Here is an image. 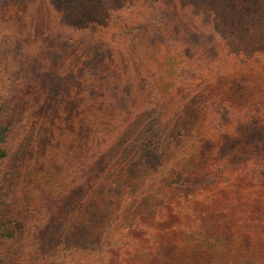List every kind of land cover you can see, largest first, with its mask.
Returning a JSON list of instances; mask_svg holds the SVG:
<instances>
[{
	"label": "trees",
	"instance_id": "obj_1",
	"mask_svg": "<svg viewBox=\"0 0 264 264\" xmlns=\"http://www.w3.org/2000/svg\"><path fill=\"white\" fill-rule=\"evenodd\" d=\"M45 1H0V18L12 17L9 23L0 20V52L4 53L8 66L16 67L13 76L18 81L23 72L27 75L31 70L33 77L48 78L42 85L40 81L22 80L11 88L9 79H4V67L0 66L3 81V84L0 81V110H5L1 119L9 121L6 124L0 120V143H8V154L10 151L8 156L7 150L0 147V155H7L6 159L17 156L18 146L12 131L17 121L14 112H18L20 119L27 117L36 131L40 127L45 129L42 138L30 135L35 141H42L44 146H55L57 142L66 145L69 171L78 186L74 189L77 196L70 205L72 212L88 209L90 198L97 207L91 206L84 215L86 219L90 215L89 224L82 217L80 225L74 222L71 234L57 208L52 215L57 218V228L53 227L56 232L48 235L50 242L42 245L39 242L44 241L33 240L34 253L30 252V258L25 257L24 261L46 264L56 240H62L67 248L60 249L58 257L50 258L53 264L66 263L67 251L73 264H221L215 261L217 258L201 256L198 249H191L185 240L181 241L178 229L165 230L168 221L175 217L173 214L163 218L164 215L156 214L160 210L157 207H147L150 211L141 213L136 211L137 202H134L132 216L123 213L121 218L124 208L114 204L117 200L111 199L108 203V199L102 205L110 209L106 217L98 202L102 194L108 195L106 180L118 176L117 165L121 168L122 164L128 176L122 180L121 175L119 183L127 182L130 173L141 174L144 170L158 181L156 190L170 186L171 175L179 177L173 187L178 194L188 195L204 188L200 187L203 180L198 171L179 166L180 162L185 163L180 161L187 154L184 148L197 153L199 143L195 144V138L200 131H194L195 106V111L184 113L178 101L171 99L175 96L174 89L201 95L209 102L207 109L232 115L243 110L248 122L239 124L242 132L248 128L264 129V68L241 69L238 64L235 67L229 64L226 50L219 51L218 46L220 42L225 43L227 34L253 27L254 12L261 1L66 0L61 7L67 8L63 12L54 11L53 5H46ZM241 5L246 7L239 8ZM247 8L248 14L228 16L233 9L235 14H244ZM223 11L228 24L218 17ZM12 41L24 46L25 55L12 56L11 51H5V47L13 46ZM27 57H36L40 66H31ZM19 59L24 60L20 69ZM195 63L206 71L202 79L208 83L192 81L194 84L177 85L180 78L189 80L195 74L192 68ZM217 116L214 117L216 126L219 125ZM42 119L44 122L40 125ZM233 124L234 119L226 122L225 133L239 138V149L249 150L239 153L238 157L244 159L248 155L254 158L252 163L260 158L264 161V138L236 135L229 129ZM227 136L224 138L232 141ZM32 138L29 137L31 141ZM224 140L222 148L227 149ZM176 164L179 167L175 168ZM248 164L243 161L238 165L241 181L250 173ZM263 167L260 168L262 178L256 177L259 185L254 199H259L264 191ZM232 170L233 167L226 165L216 173L211 171L207 181L225 178ZM78 172L82 178L75 175ZM147 182L155 186L151 177ZM93 183L99 185L94 195ZM247 188L251 186L244 193ZM140 189L146 191L144 187ZM114 190L120 193L122 189L110 187L108 192L111 194ZM255 208L264 210V200L259 199ZM253 220L252 211L243 214L245 227L254 228ZM124 227L129 228L124 230ZM41 230H46L44 234L48 231L47 227ZM207 259L210 261L206 263ZM257 264L264 261L258 260Z\"/></svg>",
	"mask_w": 264,
	"mask_h": 264
},
{
	"label": "rangeland",
	"instance_id": "obj_2",
	"mask_svg": "<svg viewBox=\"0 0 264 264\" xmlns=\"http://www.w3.org/2000/svg\"><path fill=\"white\" fill-rule=\"evenodd\" d=\"M260 1L261 3L258 2V8L256 10L252 6L255 10L254 14L256 15V23L253 24V27H250V29H241L239 32H233V36H230L233 33L227 34L225 36V43L220 42L218 45L220 47L219 51L226 50L229 64H234L235 67L238 64V67L241 69L251 68L257 70L264 68V0ZM65 3L66 0L45 1L46 5H53L54 11L59 9L61 10L60 12L66 11L67 8H61ZM243 7L245 8L246 5H241L239 8ZM234 11L235 9L231 10L228 16L235 15L238 17L248 14L250 10L249 8L244 9V14H235ZM225 15L226 12L223 11L218 17L224 20V24H228ZM11 18L2 16L0 20L4 23H9ZM12 44L13 46L5 47V51H11L12 56L16 54L21 56L25 55L26 49H24V46L22 48L19 43H14L13 41ZM3 55L4 53L0 52V66L4 67V79L6 81L9 79L7 81L9 87L12 88L13 85L22 80H25L26 83L40 81L41 85L47 82L48 78L46 77H42L41 80L39 76L33 77L31 70H28L27 75L23 72V76L17 81L13 76L16 67L8 66L7 62L4 61L6 59L3 58ZM7 60H10V58L7 57ZM196 60H200V57ZM27 61L31 66H40V61L36 57H27ZM17 62L20 69L22 67L21 63L24 60L19 59ZM198 66L195 63L192 67L195 70V74L190 75L189 80L180 78V82L177 85H190V83L194 84V82L208 83L206 79H202L206 71H203ZM83 76L87 78L86 74ZM0 81L3 84V81ZM179 91L174 89L175 96L173 94L171 99L178 101L184 113L195 111L193 110L195 106L197 116L193 122L195 126L194 131H200L197 134L198 138H195V144L199 143L197 153L190 152L184 148L187 154L181 157L184 159H180V161H185V163L180 162L179 166L181 169L192 167L196 172L198 171L201 176L200 178L203 180L202 183H199L202 184L200 187L204 186V188L193 191L188 195L185 193L182 195L178 194L173 187L179 177L177 178V175H171L168 178L170 186L156 190V185H159L158 181L153 179L144 170H141V174L131 175L130 173L127 182L122 181L123 183H119L121 175L122 180L128 176L126 173L127 169L122 164L121 168L117 165L120 170L116 174L118 176L113 177L111 181L106 180L107 185H109L107 188L108 195L101 193L102 198L99 200L98 205L107 217L110 209L102 207L104 201L109 199V203L111 199L117 200L114 204H118L124 208V211L120 215L121 218L123 213L132 216L134 202H137L135 206L136 211L141 213L147 209L149 210L147 207H151L152 209L157 207L160 210L156 214L164 215L163 218L169 215L171 216L172 214L175 216L165 225V230L172 232L175 228L178 229L182 235L180 238L181 241L185 240L191 249H198L201 256H207V258L212 260L217 258L215 261H220L221 264H257L258 260L263 262L264 210L256 209L255 206L259 199L264 200V191L259 199H254V192L258 190L259 185V179L256 177L259 175L262 178L260 168L264 166V161L260 158L255 163H252L254 158H249L248 155L244 159L238 157L239 153L249 152V150L239 149V138L234 135H230L232 141L224 137L227 136L225 133L228 128V126H225L226 122L233 119L234 124L233 126H229V129L234 130L236 135L240 134L244 138L248 135H257L256 137L259 139L264 138V129L262 127L261 129L248 128L242 132L239 124L248 122H245V113L243 110L236 111L232 115L226 111L221 112L207 109L209 102L205 98H202L201 95L190 94L189 90L187 92L181 90V93ZM210 100L212 99L210 98ZM219 112L221 113L218 117ZM4 113L5 110H0L1 121H4L1 119ZM14 114L17 121L16 126H13L12 136L16 140L14 141L16 142V146H18L17 156L6 159L7 155L9 156L10 154V151L8 154V143H0V147L7 150L6 156L0 155V264H29L30 262H25L24 258H30V252L32 254L34 253L33 247L35 245H31L32 241L40 239L44 242L39 243L44 245L50 242L48 235L56 232L54 228H57L55 221L57 218H53L52 215L56 214L57 208L65 221V227H69L68 229H70L71 234L73 232L72 230L75 229L74 222L80 225V218H85L84 215L88 214L87 211L91 210V206L92 209H95L97 206L95 205V201L90 198L88 209L81 208L76 213L72 212L70 205L74 202V197L77 196L74 193V189L78 186L77 181L73 177L74 174H71L69 171L70 165L67 164L68 151L66 145L57 142L55 146L51 144L44 146L42 141H35L30 135L40 136L42 138L45 129L38 127L40 131H36L37 128H33L29 124L27 117L21 120L18 112H14ZM228 115L232 117L228 118ZM215 116L219 118V125L217 126L214 125L216 122L214 120ZM4 122L6 124L7 122L9 123L7 120ZM43 122L44 120L42 119L40 125ZM223 122L225 124L221 125ZM187 125L188 123L184 126V131ZM199 134H201V138H199ZM29 137L32 138V141ZM188 138L189 142H191L190 136ZM224 139L226 140L227 149L222 148L224 142L221 144V141ZM34 146L37 148H34ZM22 148L25 150L29 148V151H25ZM19 161L24 163L25 166L22 167ZM243 161L250 162V164L246 165L250 173L241 181L238 179L239 176L237 173H239L240 169L238 165ZM226 165L233 167V170L225 178H216L212 181H207L211 178V171L216 173L219 168ZM179 166L176 164L175 168ZM177 173L179 172L176 171ZM75 175L82 178L79 172ZM150 177L155 182L154 187L147 182ZM75 178L78 179L77 177ZM112 181H114L113 184ZM249 186L251 188H247L246 193H244L246 187ZM95 187L99 189V185L96 183L91 185L92 195L95 193ZM110 187L120 188L122 190L120 193L114 190L110 194L108 192ZM140 187L146 188V191L142 192ZM170 187H172L171 190ZM76 191L80 192V190ZM167 192L169 194L165 196ZM251 211L253 216L255 215V220H253L255 224L252 225L254 228L249 226L245 227L242 222L243 214H251ZM141 215L143 217L149 216L148 214ZM87 218L85 219L88 220L89 224L91 221L90 215ZM46 227L48 231L44 234L46 230L43 231L41 229H45ZM128 228L124 227L122 229L127 230ZM56 242V246L53 245L54 249L51 248V252L47 255L48 259L46 258L47 261L45 260L46 264H53V262H50L52 261L50 258L58 257L59 250L67 248L65 241L56 240ZM69 253L70 251L65 253L67 255L65 259L66 263L63 264H73L72 257L69 261ZM207 261L210 260L207 259L206 263Z\"/></svg>",
	"mask_w": 264,
	"mask_h": 264
}]
</instances>
